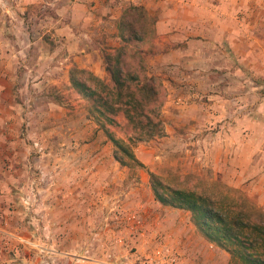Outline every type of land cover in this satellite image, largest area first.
<instances>
[{
	"label": "rangeland",
	"instance_id": "1",
	"mask_svg": "<svg viewBox=\"0 0 264 264\" xmlns=\"http://www.w3.org/2000/svg\"><path fill=\"white\" fill-rule=\"evenodd\" d=\"M0 22V52L18 54L0 90V224L24 254L40 264H60L61 250L67 264H204L198 238L209 261L218 249L230 256L189 209L156 199L151 176L238 190L264 211V0H0ZM68 25L76 43L60 31ZM126 28L166 90L162 134L130 142L117 116L116 134L142 163L132 166L116 159L71 78L83 69L111 82L105 55ZM179 49L194 59L187 67ZM174 51L176 68L163 66Z\"/></svg>",
	"mask_w": 264,
	"mask_h": 264
},
{
	"label": "trees",
	"instance_id": "2",
	"mask_svg": "<svg viewBox=\"0 0 264 264\" xmlns=\"http://www.w3.org/2000/svg\"><path fill=\"white\" fill-rule=\"evenodd\" d=\"M127 29L122 33L125 44L117 53L105 55L111 82L83 69H75L71 78L77 91L89 97L91 112L116 145V159L132 166L142 163L126 139L116 134L114 128L121 126L117 116L126 117L124 131L129 129L133 134L127 137L130 142L162 134L166 90L158 77L147 76L144 59L129 49L128 43L140 38L135 30ZM151 178L156 199L189 209L204 236L230 253L229 264H264V211L251 204L241 191L227 188L220 193L204 192L174 187L156 174Z\"/></svg>",
	"mask_w": 264,
	"mask_h": 264
},
{
	"label": "crops",
	"instance_id": "3",
	"mask_svg": "<svg viewBox=\"0 0 264 264\" xmlns=\"http://www.w3.org/2000/svg\"><path fill=\"white\" fill-rule=\"evenodd\" d=\"M68 27H69L68 30L67 28H61L60 31L62 35H67L68 41H73V39L71 38V35L74 33L70 25H68ZM2 29H3V24L0 22V32H2ZM73 42L76 43L75 41ZM77 44L79 45L80 42ZM1 51L2 52H0V90L4 86V81H8L9 78H12L13 76V71H9L8 70L9 68L4 67V66L11 64V62L14 61V57H18V54L16 53V49H11L10 51H7L6 49L3 48ZM175 52L176 51H174L173 54L167 53L161 56V61H162L161 63H163V66L176 68V66H172V63H175L176 61V58L174 57ZM180 52H181L180 49L179 51L177 50V53L181 57L178 60L179 63L181 59L185 60V62L181 63L180 65L187 67L185 64L186 62H189L191 60L194 61V59H190L188 57H185V58L182 57L183 56L182 52L181 53ZM82 57H85V55L80 53V58ZM2 228L3 226L0 224V264H40L41 257L37 258L35 257V255H32V254L29 256L25 255L24 249L18 246L16 236L15 235L10 236L9 234H5L4 233L5 230L4 228L3 229ZM197 240L199 241V243L197 244H199L201 248L200 253L201 252L203 253V258H204L203 263L204 264H228L229 263V259H230L229 254L220 249L216 250V253L220 256L216 257L213 262L206 259V256L209 255V252L211 253L212 250L207 247L206 242H202L198 238ZM58 252L59 253H55V254H59L60 264H67L68 262H70L67 251L63 252L61 250Z\"/></svg>",
	"mask_w": 264,
	"mask_h": 264
}]
</instances>
